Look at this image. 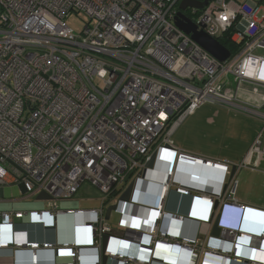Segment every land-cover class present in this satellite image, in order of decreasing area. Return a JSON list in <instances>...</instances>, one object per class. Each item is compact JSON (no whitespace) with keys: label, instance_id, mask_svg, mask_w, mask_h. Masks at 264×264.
<instances>
[{"label":"built area","instance_id":"1","mask_svg":"<svg viewBox=\"0 0 264 264\" xmlns=\"http://www.w3.org/2000/svg\"><path fill=\"white\" fill-rule=\"evenodd\" d=\"M181 1L0 0V188L47 194V210L28 214L46 228L82 185L103 196L99 209L63 212L74 239L61 245L30 242L13 223L25 213L0 212V251L25 250L31 264L39 252L72 264H264V208L236 199L240 170L264 162V58L253 54L264 51V0H195L207 3L182 11L211 38L227 35L235 51L225 62L175 26ZM72 14L85 19L80 33ZM205 103L262 124L239 163L171 145ZM134 174L133 200L117 199L116 227L105 226L103 206ZM170 192L190 199L185 217L163 210ZM228 207L234 226L221 221L211 235ZM184 221L195 236L180 234Z\"/></svg>","mask_w":264,"mask_h":264},{"label":"crops","instance_id":"2","mask_svg":"<svg viewBox=\"0 0 264 264\" xmlns=\"http://www.w3.org/2000/svg\"><path fill=\"white\" fill-rule=\"evenodd\" d=\"M234 119L235 116L231 115L224 107L203 105L194 114L187 117L174 132L171 138V145L175 149L192 156L237 164L246 155L254 136L253 133L249 134L245 140H243V136H238ZM263 171L264 162H261L260 170L251 171L244 169L243 171L240 170V174H237L236 199L239 204L252 208H264V201L260 196L264 180ZM37 196L26 194L20 184L9 183L0 188V212L25 213L22 219L14 220L13 223L15 229L26 231L30 242L56 245L72 242L74 239L73 219L63 214L64 211L71 208H60L58 203L57 210L62 213L57 214L55 224L51 228L29 223L28 214L30 212L44 211L48 208V200H38ZM169 197L172 200L171 205L166 210L164 202L163 210L185 217L189 210L190 199L181 197L174 192H170L167 198ZM105 210L104 208V213ZM237 217L238 210L229 208L223 213L222 222L234 226ZM180 234L185 237L195 236L196 225L191 221H184L180 226ZM55 263L72 264L70 259H56L53 262L51 253L39 252L38 264ZM85 263L89 264L88 261ZM0 264H31V260L27 251L8 248L0 251ZM153 264L159 263L154 262Z\"/></svg>","mask_w":264,"mask_h":264},{"label":"rangeland","instance_id":"3","mask_svg":"<svg viewBox=\"0 0 264 264\" xmlns=\"http://www.w3.org/2000/svg\"><path fill=\"white\" fill-rule=\"evenodd\" d=\"M237 1H243V0H237ZM84 21L85 19L82 18L80 15L76 16L74 14L70 15L68 19L66 20L67 24L73 29V31L77 34L80 33L84 26ZM255 56L258 57H263L264 58V51L261 50H256L253 53ZM227 81L230 82V78L227 79ZM246 99V98H245ZM205 105H211V106H218L223 108L224 106L220 105H213L209 103H205ZM201 108V107H200ZM229 113L233 116H235L234 119V124L236 131L238 133V136H243V140L249 136V134L253 133V136L255 137L256 134L261 130L262 124L255 118L250 117L246 114H243L238 111L234 110H229L226 107H224ZM242 171L244 169H241ZM240 174V172H239ZM136 174L130 176L127 180L125 185L123 186L122 190H124L134 179ZM239 176V175H238ZM263 186L260 192V196L264 201V180H263ZM102 195L99 193V191L96 188L90 187L88 185H82L76 194L72 197L71 200H58L57 204L59 203L60 208H71V209H86V208H100L101 203H102ZM118 197L115 198H110L104 205V208L106 209L108 206L114 205L117 202ZM167 201V202H166ZM65 202V204H63ZM171 198H167L165 200L166 204V210H168L169 206L171 205ZM118 213L115 211L111 212L110 219L105 221V226L110 227L114 229L117 224V219H118Z\"/></svg>","mask_w":264,"mask_h":264},{"label":"water","instance_id":"4","mask_svg":"<svg viewBox=\"0 0 264 264\" xmlns=\"http://www.w3.org/2000/svg\"><path fill=\"white\" fill-rule=\"evenodd\" d=\"M207 1L202 3L195 0H182L179 5V12L176 14L174 19L175 26L184 34L188 35L192 41H194L197 45H199L204 51H206L210 56L215 58L218 62H225L230 57V51L221 45L217 40L208 36L203 30H198L197 26L191 22L188 18H186L182 11H184L187 7H194L197 9H201ZM264 109V106H263ZM154 157L152 156L150 161L147 164V167L150 168L153 165ZM234 173L232 170L231 175ZM134 193V183L131 182L119 195L118 201L124 203H130L133 200ZM38 200H50V197L45 193H40L37 196ZM160 200L159 196H156L152 203L157 205ZM117 210V205L108 206L104 213V220L107 221L110 218L111 212ZM220 217L218 216L215 221L211 231V235H218V222ZM106 240V237L103 238V242ZM101 264H106V258L102 257Z\"/></svg>","mask_w":264,"mask_h":264},{"label":"trees","instance_id":"5","mask_svg":"<svg viewBox=\"0 0 264 264\" xmlns=\"http://www.w3.org/2000/svg\"><path fill=\"white\" fill-rule=\"evenodd\" d=\"M218 42H219L221 45H223L225 48H227V49L230 51L231 54L234 53V51H235V47H234V45H232V44L230 43V41L228 40L227 35H223L221 38H219V39H218Z\"/></svg>","mask_w":264,"mask_h":264},{"label":"clouds","instance_id":"6","mask_svg":"<svg viewBox=\"0 0 264 264\" xmlns=\"http://www.w3.org/2000/svg\"><path fill=\"white\" fill-rule=\"evenodd\" d=\"M229 208H235V207H228V208H226V209H229ZM226 209H224V210H222V212L218 215L219 217H220V219H219V222H218V229H219V223L221 222V221H223V213L226 211ZM237 209V208H236ZM101 261H102V259H101ZM106 264H108L107 263V260H106Z\"/></svg>","mask_w":264,"mask_h":264},{"label":"bare ground","instance_id":"7","mask_svg":"<svg viewBox=\"0 0 264 264\" xmlns=\"http://www.w3.org/2000/svg\"><path fill=\"white\" fill-rule=\"evenodd\" d=\"M136 198V197H135ZM137 199V198H136Z\"/></svg>","mask_w":264,"mask_h":264}]
</instances>
